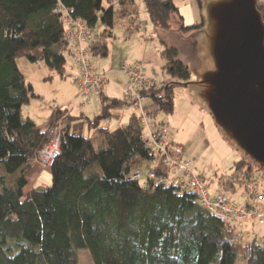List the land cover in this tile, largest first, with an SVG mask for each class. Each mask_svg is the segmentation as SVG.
Returning <instances> with one entry per match:
<instances>
[{"label":"trees","instance_id":"16d2710c","mask_svg":"<svg viewBox=\"0 0 264 264\" xmlns=\"http://www.w3.org/2000/svg\"><path fill=\"white\" fill-rule=\"evenodd\" d=\"M142 2L155 29L171 30L172 14L179 17L174 31L181 35L203 26L202 19L185 25L172 0ZM119 3L116 10L104 0H0V264H77L82 248L89 250L94 264H264V241L250 246L239 241L234 229L204 208L194 192L132 178L135 168L148 167L152 159L139 113L115 128L101 124L119 118L123 99L103 94L100 113L85 117L88 134L82 133L83 115H71L69 107L52 108L40 123L22 116V106L40 95L17 58L45 62L64 76L68 55L73 59L63 34L65 11L91 29L98 25L92 56L107 57L117 17L132 24L129 15L136 7L134 0ZM258 8L264 15V0ZM162 44V69L178 82L193 79L179 47ZM176 85L164 81L143 90L149 100L146 110L157 126L165 125L157 122V114L174 109ZM59 121L64 123L61 154L50 167L51 183L27 189L33 162ZM95 138L101 142L98 147ZM236 167L259 172L243 155Z\"/></svg>","mask_w":264,"mask_h":264},{"label":"rangeland","instance_id":"374dc122","mask_svg":"<svg viewBox=\"0 0 264 264\" xmlns=\"http://www.w3.org/2000/svg\"><path fill=\"white\" fill-rule=\"evenodd\" d=\"M140 11V19H147L148 30H144V27L140 30H133L129 32L126 27L120 23V18L117 17V23L114 26L115 38L110 42V55L108 57L92 56L93 65L97 70V60H108L116 72V76L122 77L119 72V67L124 61L135 62L136 60L143 61L144 67L148 69L150 73L153 71V67L156 73L160 76L158 84L160 85L164 81H176L162 69L160 62L154 60V63L145 62L143 56L147 54L148 57L156 56L157 59H161L159 56V50L163 47L162 41L175 44L179 47L181 57L187 60L191 65L192 72L200 67L199 61L192 56L191 44L186 40L180 39V33L174 31L180 27L179 17L172 14L169 21L176 23L178 28L175 29H156L149 20L148 13L144 4L136 1ZM104 4H107V0H104ZM136 13V12H135ZM138 15V16H139ZM142 17V18H141ZM175 25V24H174ZM192 32L186 33L183 38ZM189 42L191 43L190 37ZM162 60V59H161ZM17 64L20 71L25 76L26 80L32 84L34 91L39 94V97H32L29 103L22 106V116L24 118L30 117L35 122H43L49 116L51 109L56 106L69 107L74 115L82 116L83 119V134H88V125L86 118L93 119L101 111V100H94V102L86 103L83 106L76 105L79 102L78 89L75 78L78 74V67L68 55L65 75L61 76L55 70L49 68L45 62H30L24 56L17 58ZM99 71V70H97ZM111 81L114 79L109 76ZM195 79V75L194 78ZM161 82V83H160ZM178 82V81H177ZM153 87V86H152ZM117 97L123 98V93L119 94V87L115 88ZM123 90V89H122ZM174 109L172 112H159L155 119L157 122H164L168 130L169 138L182 149L180 155L175 156L183 162V169H180L181 173L189 178L191 174H195L200 180H202L207 187L210 194H215L220 188H224L232 201L244 202L245 200L252 199V195L255 194L254 190L248 182V178L253 176L256 178L261 195L264 196V173L260 172H247L244 168H237L236 162L242 159V154L233 148L222 136L220 130L215 125L214 120L210 112L200 106L189 94L188 88L181 85L174 87ZM109 95V94H107ZM110 96V95H109ZM72 107H70L71 105ZM149 103V100L147 101ZM123 108H128L125 115L127 116L129 111H136L130 105H123ZM118 109V110H121ZM139 111V110H138ZM147 114L148 111L146 110ZM125 116V117H126ZM151 116V115H150ZM152 117V116H151ZM154 120V117H152ZM117 120V117H110L102 120L103 125H113L114 123H124ZM59 126H63V122L57 123ZM57 125V126H58ZM155 128V126L153 127ZM55 129V127L53 128ZM52 130V129H51ZM50 130V132H51ZM95 145L98 147L101 145L98 138L94 139ZM246 159V158H245ZM177 160V159H176ZM247 161V159H246ZM34 162L39 163L41 170L39 173L35 169H31L28 173V185L31 181L38 182V186L44 184L46 187L51 183L50 166L36 159ZM248 162V161H247ZM252 166V165H251ZM154 167L149 161V166L142 168L137 167L134 170L141 171L143 173L141 177L142 182H147L153 179L155 182L160 181L156 177H150V173L159 175L166 167L162 166ZM177 167L175 162L168 165V168L175 170ZM166 168V169H168ZM184 170V171H183ZM190 172V173H189ZM242 178V181L234 183L232 181L226 182L227 179L232 180ZM259 194V193H258ZM260 200V207L264 212V199ZM256 220L249 219L244 222L242 226H239L233 230L237 235V239L242 241L247 246H250L255 241H264V224L257 225ZM78 263L77 264H94L91 253L88 249L82 248L78 250ZM238 264H245L244 261H240Z\"/></svg>","mask_w":264,"mask_h":264},{"label":"water","instance_id":"95a60500","mask_svg":"<svg viewBox=\"0 0 264 264\" xmlns=\"http://www.w3.org/2000/svg\"><path fill=\"white\" fill-rule=\"evenodd\" d=\"M259 0H202L192 32L195 79L173 81L206 108L225 140L264 173V15Z\"/></svg>","mask_w":264,"mask_h":264},{"label":"built area","instance_id":"2783aa9c","mask_svg":"<svg viewBox=\"0 0 264 264\" xmlns=\"http://www.w3.org/2000/svg\"><path fill=\"white\" fill-rule=\"evenodd\" d=\"M63 23V34L70 43L72 56L78 67L75 81L79 102L76 105L83 106L86 103H91L94 98L99 99L104 94L105 83L108 80L107 73L97 71L92 62V47L97 40L98 25L91 29L82 18L73 17L67 11L63 14ZM121 71L127 76V85L123 88V100L126 104L139 110V123L143 126L142 138L151 150L152 165L168 168V165L175 162L177 166L175 170L165 168L160 175L153 172L149 176L156 177L164 184L177 185L184 190L194 192L204 208L219 217L223 223L232 229L242 226L249 219L256 220L257 225L264 224V212L259 209V199H264V196L261 195L257 180L253 176L248 178L247 183L255 189V194L252 195V199L240 202L232 201L223 187L212 195L204 182L195 174L186 178V175L181 173L180 169H183V162L181 163L179 158L175 159V156L182 153L181 147L176 146L169 138L167 128L161 125L157 126L153 118L146 112L147 96L143 90L156 86L158 79L147 76L143 61H124L121 64ZM154 126L155 128H153ZM60 136L61 126L58 125L51 130L49 141L38 157V160L47 163L50 167L61 154ZM142 175L141 171L135 170L131 176L133 179L141 180ZM242 178L239 180L227 179L226 182H243Z\"/></svg>","mask_w":264,"mask_h":264},{"label":"crops","instance_id":"0c3cea01","mask_svg":"<svg viewBox=\"0 0 264 264\" xmlns=\"http://www.w3.org/2000/svg\"><path fill=\"white\" fill-rule=\"evenodd\" d=\"M134 1H135L136 7H135L134 11L131 14L129 13L130 14L129 17L132 19V24H130L128 22L129 19H127V17H126V19H123L124 22L121 21V23H122V25L124 27H126V29H128L129 32H132L133 30H140L142 28V26L144 27V30L147 31L148 30V27H147L148 21H147V19H144V17H143V20L140 19V15H139L140 14V11H139L140 9L137 6V2H136L137 0H134ZM139 1H140V3L143 4L142 0H139ZM161 1H166V0H161ZM129 2H130V0H126V3H129ZM172 2L177 6V8L179 10V14L182 16V22L185 25H192V24H195V23H198V22L201 21V12H200L201 9L199 7V1L198 0H172ZM104 5L106 7L111 5L116 10L120 9L119 0H107V4H104ZM175 16H177V15H175ZM177 23L180 24V22H177ZM176 26H177V24L172 22V28L173 29L178 28ZM153 31H156V29L154 28ZM179 38L182 39V40H186L187 41L186 36L183 38V36L180 35ZM110 52H111V55H113L111 50H110ZM110 52H109V55H110ZM143 57H144L143 60L144 61L146 60L145 62H149V63L152 62V63L155 64L154 60H156V61L160 62L161 65H163V61L161 59H157L156 56L148 57L147 54H146ZM138 61H140V60H138ZM127 62H129V61H127ZM109 63H111V62L108 61V60H105V59L96 61L97 70L105 71L107 73L108 80L105 83L104 96H106L108 98L123 99V98L120 97V95H119V97H117L118 95L115 92V90H116L115 88L119 87V90H120L119 94L120 93L122 94L123 93L122 89L127 85V76L121 71L120 67H119V72H117V73L122 74V77L114 75V74H116V72L113 71L114 68L111 65H109ZM152 70H153V71H151L152 73H150L148 71V69L145 68V73L147 74V76L152 77V78L160 79V76L158 75V73H156V70L154 69V67H153ZM109 76H111L114 80L111 81ZM107 94H109L110 96L107 95ZM94 100H100V98L99 99L94 98V99H92V102H94ZM68 105H71V104L69 103ZM70 107H72V105ZM133 109H135L136 111H133V110L129 111L127 116L125 115V113H126V111L129 110L128 108H123L121 110H118L117 111V115H119V118L117 117V120L121 119V122H123V121L127 122L129 117L133 113H135V114L139 113V111L136 108L133 107ZM70 113H71V115H74L71 110H70ZM74 116H77V115H74ZM101 124H102V121H101ZM120 124H123V123H114L113 125H109L108 124V125H104V126H109L110 128H115V127H118ZM32 169H35V171H37V173H39L40 170H41V166H40L39 163L33 162ZM33 187L44 188V184H41L40 186H38V182L35 179L34 181H31L28 189L33 188Z\"/></svg>","mask_w":264,"mask_h":264}]
</instances>
